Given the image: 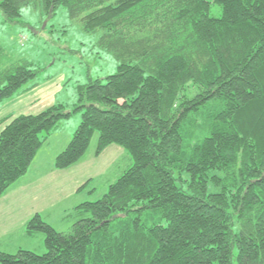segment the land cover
I'll return each mask as SVG.
<instances>
[{
    "label": "trees",
    "instance_id": "trees-1",
    "mask_svg": "<svg viewBox=\"0 0 264 264\" xmlns=\"http://www.w3.org/2000/svg\"><path fill=\"white\" fill-rule=\"evenodd\" d=\"M26 6H65L118 62L79 87L82 120L55 167L96 132L98 152L122 146L134 163L68 231L35 214L46 252L0 250V264H264V0H0V13L14 22ZM7 59L0 45V102L36 76ZM64 108L2 120L0 198Z\"/></svg>",
    "mask_w": 264,
    "mask_h": 264
},
{
    "label": "rangeland",
    "instance_id": "rangeland-1",
    "mask_svg": "<svg viewBox=\"0 0 264 264\" xmlns=\"http://www.w3.org/2000/svg\"><path fill=\"white\" fill-rule=\"evenodd\" d=\"M221 13L219 5L212 6L213 16ZM102 34V30L86 31L79 19L70 18L65 6L49 14L40 7L26 6L14 22L0 13V45L7 61L24 59L36 70L34 78L0 102V132L6 118L9 122L58 104L71 112L40 148L27 173L0 198L2 251L45 253V236L28 232V221L39 214L59 231H68L74 208L101 199L134 163L122 146L114 144L98 152L100 134L96 132L79 161L65 169L55 167L56 156L67 147L82 120L79 87L117 72L114 55L99 43Z\"/></svg>",
    "mask_w": 264,
    "mask_h": 264
},
{
    "label": "crops",
    "instance_id": "crops-1",
    "mask_svg": "<svg viewBox=\"0 0 264 264\" xmlns=\"http://www.w3.org/2000/svg\"><path fill=\"white\" fill-rule=\"evenodd\" d=\"M18 181V180H17Z\"/></svg>",
    "mask_w": 264,
    "mask_h": 264
}]
</instances>
